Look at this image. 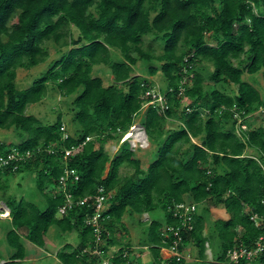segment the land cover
Here are the masks:
<instances>
[{"label":"trees","instance_id":"16d2710c","mask_svg":"<svg viewBox=\"0 0 264 264\" xmlns=\"http://www.w3.org/2000/svg\"><path fill=\"white\" fill-rule=\"evenodd\" d=\"M148 34L162 51L157 53L153 43L144 47ZM49 41L59 49L71 47L28 86L19 87L17 69L44 62ZM139 60L150 74L160 72L165 86L133 74ZM99 64L111 73L108 84L93 75ZM245 71H262L264 77V0H0V127H15L25 135L20 141H0V155L13 149L32 153L0 166V189L8 186L3 174L29 171L46 201L41 207L23 196H4L11 218L6 239L13 250L6 260L0 252L5 260L0 264H23L25 239L46 246L52 225L62 232L78 231L77 244L66 242L56 251L60 264L101 262L102 256L91 251L96 244L93 226L86 223L94 205H75L58 215L65 195L57 188L66 166L79 175L68 180L76 198L94 194L100 186L112 193L103 213L107 229L101 248L104 255L113 249L114 264H125L122 251L133 245L124 215L157 209L164 218L152 216L139 244L148 245L156 264H163L161 232L167 224L181 226L170 208L184 201L199 205L194 228L180 232L184 247L196 245L200 264H215L208 258L207 242L214 247L218 240L216 261L225 260L236 244H253L262 230L251 216L264 211V97L243 78ZM50 83L63 95L79 90L72 101L75 134L67 138L62 114L43 122L26 113L29 104L43 99ZM229 85L234 89L228 91ZM152 89L162 99L148 104L141 120L157 150L144 168L130 142L120 139L151 101L147 91ZM259 109L261 124L253 127L249 116ZM171 117L180 124L166 129L164 122ZM114 139L119 148L111 155L105 143ZM80 143L64 157L65 148ZM184 143L190 146L183 148ZM248 147L258 155L247 153ZM124 164L132 165L134 173L123 175ZM213 208L229 215L216 219L213 231L205 235ZM185 262L167 259V264Z\"/></svg>","mask_w":264,"mask_h":264},{"label":"rangeland","instance_id":"374dc122","mask_svg":"<svg viewBox=\"0 0 264 264\" xmlns=\"http://www.w3.org/2000/svg\"><path fill=\"white\" fill-rule=\"evenodd\" d=\"M71 26L74 28L73 25ZM77 33L78 30L74 28V34L77 35ZM149 43H153L157 53L162 51V46L160 45L159 41L153 39L152 34L146 35L144 47H147ZM47 45L49 47L50 54L44 62H41L40 64L31 68L19 67L17 69L16 81L19 87L28 86L35 76L48 68L52 59L59 56L63 50L71 47V45H69L68 47L64 46L59 49V47L53 41H49ZM156 63L159 64L158 62ZM133 74L147 76L152 82H155L156 85L165 86V80L163 77H161V73L158 72L154 75L150 74L148 71V66L143 60H139L137 62ZM93 75L102 76L105 84H108L111 80V73L109 72L107 66L103 64L94 66ZM243 78L250 81L257 88H259L264 97V77L262 71L254 74H250L249 72L245 71ZM227 89L228 91H231L234 89V86L229 85ZM78 93L79 90L76 93H72L70 95H63L50 83L47 94L41 101L29 104L26 108V113H33L37 115L43 122H53L57 119L58 114H62V121L65 123L67 130L70 134H75L76 124L73 121L72 101ZM149 103L150 102L144 104L141 113L130 127L129 130L134 132V135L128 139L131 147L135 150V156L141 159L142 166L144 168H146L147 164L155 158L157 150V142L151 141L145 132V127L143 126V122L141 120ZM249 118V122L253 127L259 126L262 119V109L250 114ZM240 121H242V118L239 120V122ZM179 124L180 119L177 117L167 118L164 122L166 129L177 128ZM242 127L246 129L248 124L243 123ZM237 132L239 133V128H237ZM23 137H25V135H22L20 130L15 127L8 129L0 127V141H20ZM122 138L123 137H121L120 141ZM193 141H200V138H193ZM189 146V143L183 144V148H188ZM105 148L110 152L111 155H114L119 148V140L117 141L114 139L106 141ZM246 152L258 155L257 151L251 147H248ZM121 173L123 175L133 174L134 167L129 164H124L121 167ZM2 181L8 185L7 189H0V252L6 260L13 249L9 246V243L6 239V233L11 227V218H9L7 215H3L9 213V207L5 202L4 196L10 195L16 198L23 196L27 199L37 202L41 207L46 206V201L45 197L37 187L35 175L29 171H24L21 173L10 172L9 174H3ZM224 210L222 208H213L211 210L209 216L205 220V235L210 234L213 231L214 221L216 219L227 217L229 215L226 210ZM152 216L163 219L164 212L162 209H157L153 214L145 212L134 215L126 213L124 215L123 219L128 226V235L133 245H139V241L145 234V227L152 220ZM119 235L121 237V233H119ZM78 241L79 236L77 230L62 232L59 230L57 225H52L46 233V246H39L31 240L25 239V245L28 254L23 260V264H60V260L56 256V251L60 249L61 246L66 242L77 244ZM214 242V247L211 246L209 242H207L206 245L208 258L216 262L214 250L218 248V240L215 239ZM138 249L143 255L141 257H137L136 254V257L133 256V258H136L135 261L137 264H140L141 262L142 264H156L155 259L153 258V251L149 246L143 250L140 248ZM185 250L187 254H190L187 260H185V264H200L199 261L196 260L198 250L194 243L190 242L188 245H186ZM5 260L1 259L0 263L4 262Z\"/></svg>","mask_w":264,"mask_h":264},{"label":"built area","instance_id":"2783aa9c","mask_svg":"<svg viewBox=\"0 0 264 264\" xmlns=\"http://www.w3.org/2000/svg\"><path fill=\"white\" fill-rule=\"evenodd\" d=\"M158 93L159 92L155 91L154 89L147 91V94H152L150 103L162 99V96ZM61 129L63 130V137L67 138L70 133L67 130L65 123L62 124ZM129 131L124 133L121 142L126 139ZM89 138L90 137H87V139ZM82 144L83 143H80L79 145H73L72 147L65 148L64 157H68L73 151L82 146ZM49 149L52 150V148ZM31 154V151L27 150L25 155H21L18 150L13 149L7 155H0V166L8 165L14 159H22L30 156ZM78 177L79 175L77 171L74 168L67 166L61 174L57 191L60 190L65 195V200L58 208V215L63 216L75 205H85L88 203L93 204V213L86 217V223L93 226L96 237V244L91 251L92 253L102 256V260L98 264H114L113 261H111V257L114 256L113 249L109 250L108 254L104 255V250L101 248L105 242L103 232L107 229L102 222L104 218L103 213L107 209L108 201L112 197V193L106 191L104 186H100L96 193L76 198L74 193L68 190V180L70 178L78 179ZM170 210L173 211L175 216H178L181 219V226L176 228L171 224H167L162 229L161 234L164 245L161 246V254L163 257V264H167V259L170 258H175L176 260L180 261L183 259L187 260V258L190 256V254L186 253L185 247L182 245L183 235L180 232V229L183 228L184 230L190 231L194 228L196 222V215H194V212L199 210V205L196 202L184 201L176 203V205L171 207ZM251 218L262 230L259 237L251 245H245L243 243L234 245L228 250L227 258L223 261L217 260L215 262L216 264H240L243 261L245 264H264L262 260V256L264 255V211L262 213L255 212L252 214ZM131 247L132 248H127L122 251L123 255L127 257V262L125 264H135L136 258H133V256H142V252H140L138 248L143 250L144 248L148 247V245L139 244L132 245ZM119 248L120 246H117L115 250H118ZM85 250H88V248ZM162 251H166L167 255L164 256Z\"/></svg>","mask_w":264,"mask_h":264},{"label":"bare ground","instance_id":"6f19581e","mask_svg":"<svg viewBox=\"0 0 264 264\" xmlns=\"http://www.w3.org/2000/svg\"><path fill=\"white\" fill-rule=\"evenodd\" d=\"M134 135V132H130V133H128V135L126 136V139H128V138H130V137H132ZM9 213H6V214H3V215H8Z\"/></svg>","mask_w":264,"mask_h":264},{"label":"crops","instance_id":"0c3cea01","mask_svg":"<svg viewBox=\"0 0 264 264\" xmlns=\"http://www.w3.org/2000/svg\"><path fill=\"white\" fill-rule=\"evenodd\" d=\"M9 218H10V215H7ZM72 243V242H71ZM74 244V243H73ZM64 245V244H63ZM57 250V249H56ZM162 253H163V255L164 256H166L167 255V253H166V251H162ZM143 255V254H142ZM197 258V257H196Z\"/></svg>","mask_w":264,"mask_h":264},{"label":"clouds","instance_id":"9594fccd","mask_svg":"<svg viewBox=\"0 0 264 264\" xmlns=\"http://www.w3.org/2000/svg\"><path fill=\"white\" fill-rule=\"evenodd\" d=\"M128 131H129V130H128ZM128 131H127V132H128ZM130 132H131V131H129V133H130ZM123 135H124V134H123ZM128 139H129V138H128ZM128 139H127V140H128ZM125 140H126V139H125ZM8 215H10V209H9V214H8Z\"/></svg>","mask_w":264,"mask_h":264}]
</instances>
